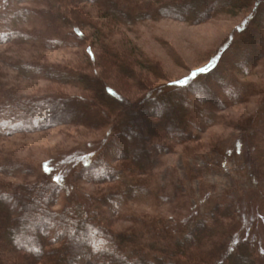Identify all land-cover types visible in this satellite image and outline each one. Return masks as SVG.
Masks as SVG:
<instances>
[{
	"label": "rangeland",
	"instance_id": "obj_1",
	"mask_svg": "<svg viewBox=\"0 0 264 264\" xmlns=\"http://www.w3.org/2000/svg\"><path fill=\"white\" fill-rule=\"evenodd\" d=\"M226 1H213L214 11L208 13L199 0H101L106 10L92 0H0V101L11 97L16 105L30 100L36 105L47 98L49 109L44 102L32 108L34 122H54L0 138V191L56 187L53 210L62 212L70 200L84 216L97 218L100 229L111 234V244H119L106 247L104 259L264 264V18L257 11L264 0H234L236 7ZM257 21L263 23L259 33ZM251 31L260 54L246 60ZM36 68L48 69L49 76ZM202 68L214 70L205 76L198 72ZM77 73L92 82L76 78ZM185 80L201 82L186 95V105L194 110L182 128L185 106L164 102L162 111L145 100L168 93L185 102L186 87L177 90ZM98 85L102 90L94 97L91 89ZM114 120L128 126L126 145L117 146L123 136L111 130ZM145 120L154 126L142 127ZM113 137H119L117 144L107 145ZM140 142V159L129 158L126 152ZM85 162L101 166L103 173L93 182L80 171ZM22 223L14 236L7 235L29 243L36 224ZM201 226L214 231L200 230L202 243L190 249L188 240ZM87 241L80 239L89 248L85 254L73 262L64 256L60 264H94ZM168 246L184 255L167 256ZM137 250L148 257L136 256ZM0 259L31 264L14 254ZM33 264H55V258Z\"/></svg>",
	"mask_w": 264,
	"mask_h": 264
},
{
	"label": "trees",
	"instance_id": "obj_2",
	"mask_svg": "<svg viewBox=\"0 0 264 264\" xmlns=\"http://www.w3.org/2000/svg\"><path fill=\"white\" fill-rule=\"evenodd\" d=\"M92 1H96L97 3H99L100 7H104L106 10V4L101 5V2H100L101 0H92ZM102 1H104V0H102ZM199 1L202 3V5H205V7H204L206 9L205 12H208V13L214 11L213 1L215 2L214 4L217 3V0H199ZM233 1L234 0L226 1L227 6L232 7V5H233V7H236L237 4H235V3L233 4ZM257 7H256V9H257ZM254 9H255V7H254ZM258 10H259L258 14H260L264 18V6L259 7V9H257V11ZM109 11L108 10L106 11L107 15H110V14L113 15ZM113 17L116 18L115 16H113ZM119 17L121 18V15ZM255 23L257 24V28H258V29L256 28V31H257V33H259V27H261L260 25L263 23H261L260 21H257ZM251 34L253 36H250L251 38H247L245 41L246 45H244L246 60H248V56L251 53H256V48L253 45V37L257 34L254 35L253 31H251ZM258 52L256 53L255 57H257L260 54ZM108 56L111 59H114V57H117L116 54H110V53L108 54ZM255 57L253 58V60L251 62L249 61V63H248L249 65H251V64L253 65V63H254L253 61H254ZM114 65L116 66V64H114ZM240 65L241 64H239V66ZM246 65H247V63H246ZM119 67H121L123 69L122 63H121V66H119ZM41 70H43L42 73L44 75L49 76V70L48 69H46V68L37 69V72H39ZM212 70H214V68H212ZM212 70L210 68L209 72L208 73L205 72L204 75L205 76L209 75L210 71H212ZM247 70H248V68H247ZM126 72H129V71H126ZM77 77L80 79H83L84 82H86V83L92 82L91 79L88 78L89 76H84L83 74L81 75V74L77 73L76 78ZM200 82H201L200 80H196L193 82H189V83L177 86V88H178L177 90H179L180 88L186 87L184 90H182V92H184L183 97H184L185 102L178 100V98L175 95H170L168 93H159L156 95L149 94L146 96L147 99L145 100V102L148 105L152 104L154 108H157V109L162 110V111H163L164 102L172 101L173 104H178V105L183 106V107L185 106V108H186L185 111L187 110V113L181 109L182 112L184 113L182 116L181 126H182V128L183 127L186 128V126L189 124V122L192 119L190 117V114L188 111L193 112V110H194L193 105L191 107H190V105H186V104L190 103L189 100H188V102H186L187 98H188V96H186V95L187 94L193 95L190 92L191 87L199 84ZM96 85H97V83H96ZM101 90H102L101 86H99V85L97 88L91 89V91L93 92L92 93L93 96L96 95L97 93H99V91H101ZM210 91H211V89H210ZM202 100L200 101L201 103H203V104L207 103L206 101H202ZM48 101H49V99L44 98L42 100H39L36 105H33L34 100L26 101L25 103L20 102L18 105H16L17 100L15 98H11V97H9L8 101L7 100L6 101L3 100L2 102L0 101V138L10 136V135H13L15 133L22 132V131L34 132V131L45 129V128L52 126L54 123L52 121V119L47 121V122H46V120H43V122L40 124L34 122L36 117H35V112L33 111L32 108L36 109L38 107V109H39L43 102H44L43 104L45 106ZM95 104L98 105V104H100V102H96ZM49 106H51L50 101H49ZM49 106H47L46 109H49ZM122 107H126V106L122 105ZM130 107H131V105L127 106V108H130ZM97 113H98V111H97ZM157 118H161V117L158 116ZM45 119H47V117ZM90 119L93 120L92 117L89 118V120ZM96 119H98V116H96ZM143 122H144V124H143L144 126H142V127L154 126V123L149 122V120H145ZM110 124H112L111 130L115 131V133H118L119 135H121L123 137H121V140L118 142V144L116 142L118 141L119 137L117 139L115 137L110 138L106 142L107 145H110L111 142H112L113 146L115 144H117V146H120V145H122L121 143H125V145H126V143H127L126 139L130 138L129 133L126 132V129H128V126L126 124H123L122 120H117V121L114 120V122L113 123L110 122ZM182 128L178 129L176 131L177 135L183 133V130H185V129H182ZM139 129H141V127H138V130ZM118 134H117V136H118ZM139 135H140V133H139ZM139 135H138V137H139ZM152 136H154V135H151V138L157 139V137H152ZM253 137L254 136H252V138ZM136 140H137V136H136ZM129 143H131V142H129ZM133 144H134L133 145L134 147L132 146L134 148L133 150H130L129 152L125 149L124 150L127 151L126 152L127 154H129V158L132 156H133V158H135L134 156H136L140 159L139 152H141V150L143 149V143L140 142L138 144H136V143H133ZM142 165L144 166V163ZM100 168H101V166H99L98 164H95V162H85L84 164H82L80 171H82L83 175H91L93 177L91 182H93L94 176H99V174L103 173V172L101 173ZM109 169H110V171L113 170L114 174L116 173V168L112 169L110 167ZM127 170L130 173L133 172V168H131V167L127 168ZM48 186L50 187V185H47V184L42 185L41 190L39 188V184L32 185V186L31 185L30 186L25 185L23 187L18 186L17 188H14L12 191H10V193L4 192L6 194H3V192L0 191V257H4V256L9 255V254H11V255L14 254L16 256V258L18 257L19 259H22L23 263L25 261L26 263L28 262L31 264L41 263L45 258L50 257L53 259L55 258V264H60V261L63 259V257L67 256V257H70L72 259V262H73L74 259L80 258L82 254H85L89 250V248L87 249V247L82 244L83 242L82 243L80 242V239L87 238L88 241L91 240L89 242L90 248H91L90 250L95 252L94 253L95 256L91 260L94 264H132V263L125 262L121 259L117 260L112 255H110L108 257V259H104V256L107 257V255H109V254H107L103 250L107 249V248L109 249L110 247H113V245H114V244H111V242H110L111 240H113L111 237V234H109L107 232L104 233L100 229L101 225L99 224V221L96 220L97 218H95L94 215H92L91 217L90 216L89 217L84 216L85 214L83 211H81L82 209H79V205L75 206V204H70V200L67 202V204L65 205V208L62 210V212L57 213L55 210H53V206H54L53 204L55 201V198L53 199V196H54L53 193L54 192L56 193V191H55L56 187H54L50 191ZM137 186H139V185H136V187L134 186V188L136 191H139V188ZM1 195H3V197L5 196V200H7V203H4L5 201L1 198ZM120 196L121 195H118V194L114 195L113 194V197H115V198H118ZM114 201L115 200L112 199L111 203L113 204ZM4 205H6V207ZM26 221L31 223V224L35 223L36 224L35 227H36L37 231L35 230L36 233L34 231L33 233L28 234V237L30 240L29 243H27V242L24 243L22 241H20L22 243H19V242L17 243L16 241L18 239L15 237L8 236L7 232L12 233V236H14L15 233H17L21 229V227L23 225L22 222H26ZM213 224L216 227L217 222L213 223ZM200 225H203V223L201 222ZM72 228L73 229L78 228L79 232H77L74 235L71 234L70 229H72ZM197 228H198V226H197ZM200 230L203 231L204 235L205 234L210 235L214 231V230H211V228L206 227V226L199 228L197 230L199 232H197L195 234L196 237H194V239L188 240V242L192 241V243L188 244V247L190 249L193 246L198 245L197 244L198 242L202 243V242H200V240L203 238V236H200L201 235ZM195 232L196 231L194 230V233ZM162 233L165 234L166 231H165V233L164 232H162ZM169 233L167 231V233L165 234V235H167V236H165V240L167 242L171 241V238H170L171 235ZM205 238H206V236H205ZM75 240L79 244L78 247H74V245L72 243V241L75 242ZM53 244H56V245L58 244V245L55 246V248L53 250H50L49 246H51ZM103 245H104L103 249L102 248L98 249L100 246L102 247ZM114 246L117 247V246H119V244H117V246L116 245H114ZM124 248L127 249V244L124 246ZM109 250H111V249H109ZM237 250L238 249H236L235 254H238ZM114 251H115V253L117 252L116 250H114ZM165 254H167V256L169 254L170 257H174V258L179 257V256L181 257L182 255H184L183 253L178 254L177 251H175L174 249H171L169 246H168L167 252ZM138 255L141 257L140 251L137 250L136 256H138ZM149 255H151V254H149ZM245 255L246 254L243 251L240 255L242 260L245 259V257H246ZM51 256H53V257H51ZM235 256L237 258H239L238 257L239 255H235ZM145 257H148V255L147 256L145 255ZM145 257L143 256L141 258H145ZM141 258H139V260ZM158 259L159 258L157 257L156 261L154 262L155 264L157 263ZM1 261H2V259H0V264H2ZM160 261H161V259H160ZM139 262L140 261H138V264H139ZM218 262H219V264L222 263L220 260H218ZM243 262H241V261L239 262V260H238V262H234V264H249L250 263V262H245L244 260H243ZM4 264H8V263H4ZM222 264H224V263H222Z\"/></svg>",
	"mask_w": 264,
	"mask_h": 264
},
{
	"label": "snow or ice",
	"instance_id": "obj_3",
	"mask_svg": "<svg viewBox=\"0 0 264 264\" xmlns=\"http://www.w3.org/2000/svg\"><path fill=\"white\" fill-rule=\"evenodd\" d=\"M206 71H207V69H204V68L198 70L199 73H204V72H206ZM193 75L195 76L196 74L194 73ZM179 83H187V80H185V81H181V82H179Z\"/></svg>",
	"mask_w": 264,
	"mask_h": 264
}]
</instances>
